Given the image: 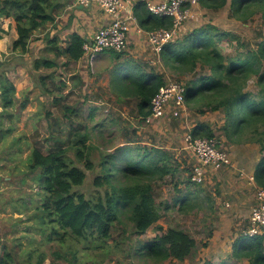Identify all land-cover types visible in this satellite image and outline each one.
<instances>
[{
	"label": "trees",
	"instance_id": "trees-1",
	"mask_svg": "<svg viewBox=\"0 0 264 264\" xmlns=\"http://www.w3.org/2000/svg\"><path fill=\"white\" fill-rule=\"evenodd\" d=\"M227 3L228 0H199L202 8L212 10L223 8ZM58 7V0H0V17L12 18L15 22L17 38L12 43V50L26 52L31 37L54 20ZM134 14L138 25L145 30L171 24L169 18L152 14L142 3L135 5ZM229 14L242 22L259 15L263 36L255 49L245 47L238 35L208 23L163 45L157 58L178 73H191L192 77L185 84L186 104L196 103L201 115L206 111L221 115L217 126L199 120L191 130L193 137L216 139L218 127L227 143L255 142L260 145L262 155L255 166L253 180L257 186H264V88L257 93L247 89L253 77L258 85L263 86L264 83V0H229ZM51 40L55 48L56 39ZM223 40L228 43L235 41L232 53L223 51ZM84 42L79 34L73 33L65 48L60 50L56 47L54 56L62 55L66 64L76 62L84 53ZM111 52L115 58L121 55V52ZM56 64L55 60L39 57L32 62V68L35 71L51 69ZM114 74L112 81L116 100L123 104L133 100L136 117L143 120L150 113L152 97L166 84L164 77L151 68L146 69L141 63H130ZM53 77L54 71H51L44 76L39 75L38 81L42 92L52 95V101L58 103L62 98L56 99V93L49 87V80ZM115 79L119 81L116 83ZM14 98V84L0 72L1 106H11ZM62 112L69 121L66 144L55 145L47 153L33 146L29 155L30 169H39L38 208L49 214L54 233L60 234L62 230L75 240L94 243L111 239L119 227L130 228L137 236L145 234L161 218L155 186L168 175L174 176L176 166L172 155L161 146L144 145L128 139L103 158L101 171L93 179L96 190L86 195L76 187L84 183L85 169L93 168L86 153L90 146V133L86 124L70 121L75 114L85 116V113L79 106L72 105L64 106ZM90 114V111L86 112V116ZM69 148H73L76 160L84 168L70 159L67 154ZM190 195L198 194L188 192L177 197L175 202L182 201L183 208ZM197 204L196 200L194 206ZM156 230L151 239L138 241L135 254L157 262L168 259L183 261L196 247L195 238L184 228L157 226ZM229 257L240 264H264V228L253 237L240 234L232 243ZM0 264H15L13 252L1 242ZM37 264H43V258ZM204 264L217 263L205 261Z\"/></svg>",
	"mask_w": 264,
	"mask_h": 264
},
{
	"label": "rangeland",
	"instance_id": "rangeland-1",
	"mask_svg": "<svg viewBox=\"0 0 264 264\" xmlns=\"http://www.w3.org/2000/svg\"><path fill=\"white\" fill-rule=\"evenodd\" d=\"M191 12L181 35L210 23L220 30L238 35L247 48L255 49L262 39L263 26L259 15H254L247 22L236 19L229 14V0L223 8L214 10L202 8L198 3L191 8ZM221 45L225 53H232L236 47L235 41L228 43L223 40ZM131 48L127 44L119 58L113 57L109 50L98 53L97 56L101 55L102 58L98 63L96 60L92 67H87L88 82L77 93L64 94V89L59 85L63 83L65 86L63 77L60 78L63 72L56 76L54 72L55 77L49 87L56 93V99H62L58 103L44 98L41 101L39 96L46 94L42 91L37 93L39 116L34 114V109L21 110L23 96L6 107L0 116V242L13 252L15 264H37L42 258L43 264H204L205 261L240 264L229 255L232 243L248 227L257 185L251 175L255 162L246 161L242 157L243 153L231 150L230 146L244 145L246 142L227 143L216 127V140L229 154L232 153V163L236 166L234 168L230 164L216 173H208L199 183L192 182L190 176L194 160L185 146V136L201 119L217 126L220 124V115L210 111L201 115L196 103L188 105L185 102V108L178 116L168 112L159 120L149 123L136 117L133 100L129 99L126 104L116 100L112 78L118 69L130 63H141L146 69L151 68L160 73L166 83L181 81L186 84L192 76L191 73H178L163 64L150 50L134 58ZM239 48L243 49L241 46ZM60 63L57 64L63 66ZM65 69L70 71L71 68ZM115 80L116 83L119 81ZM262 88L264 83L263 86L258 85L254 77L248 82L247 89L252 93L263 91ZM83 89L85 93H82ZM36 105L37 102H34L33 106ZM70 105L79 106L85 113V116L75 114L70 121L86 124L90 133V146L86 153L93 168L85 169V181L76 187L86 195L96 190L93 179L101 171L100 162L109 151L124 145L128 139L144 145L161 146L172 155L176 166L174 176L168 175L155 186L161 218L145 234L137 236L130 228L119 227L113 232L112 238L106 241L94 243L84 239L75 240L62 230L60 234L54 233L49 214L38 208L39 169L33 171L29 167L30 150L37 146L47 153L55 145L66 144L69 121L62 110L64 106ZM87 111H90V116H86ZM256 147L255 156L260 159V145ZM67 154L84 168L76 160L73 148H69ZM188 192L198 195H190L188 204L182 208L183 202H175V199ZM196 200L198 204L194 206ZM157 226L187 230L196 240L191 255L183 261L168 259L157 262L135 254L138 241L151 239L157 233Z\"/></svg>",
	"mask_w": 264,
	"mask_h": 264
},
{
	"label": "built area",
	"instance_id": "built-area-1",
	"mask_svg": "<svg viewBox=\"0 0 264 264\" xmlns=\"http://www.w3.org/2000/svg\"><path fill=\"white\" fill-rule=\"evenodd\" d=\"M78 4H96L109 20L98 28L83 44V57L88 67H92L97 54L106 50L122 52L128 44V33L133 22L135 31L144 35L151 46L153 54L158 57L162 46L176 40L191 15V8L198 5L199 0H77ZM142 3L152 14L171 20L169 27L145 30L136 22L135 5ZM185 84L169 82L162 85L152 97L150 113L143 119L149 123L171 112L178 116L185 108ZM187 150L194 160L191 180L201 182L208 173H216L231 164L230 154L219 146L218 141L208 137H193L191 131L185 136ZM248 227L242 232L245 237L260 234L264 228V186H256L254 205L248 216Z\"/></svg>",
	"mask_w": 264,
	"mask_h": 264
},
{
	"label": "crops",
	"instance_id": "crops-1",
	"mask_svg": "<svg viewBox=\"0 0 264 264\" xmlns=\"http://www.w3.org/2000/svg\"><path fill=\"white\" fill-rule=\"evenodd\" d=\"M58 3L59 7L55 9L54 20L48 22L40 31L34 33L28 43L27 51L24 53H20L18 50H12V43L17 38L14 20L5 16L0 17V72L5 74L15 86L14 102L18 101V98L23 96L21 99L22 101H20L22 105L21 110H24V108L28 110L34 109V114L38 116L39 102L36 94L42 91V87L38 81L39 75L44 76L54 71L56 76L62 74L60 72H63L60 78L63 77L62 79L65 81V86L63 83H59V85L64 89V94L68 92H80L83 84L88 82V66L85 63V58L82 56L78 61L66 64V60L62 55L59 57L54 56L56 47H59L60 50L65 48L70 35L73 33L79 34L84 41L90 39L92 34L109 20V16L96 4L81 5L77 3V0H58ZM51 39H56L55 48L52 47L54 42H52ZM128 44L132 46L130 51L132 54H130L134 58L143 55L148 50L152 51L146 37L144 35H139L135 31L133 22L128 33ZM39 57H47L51 60H55L57 63L61 62L60 64H63V66L56 64L54 68H41L35 71L32 68V62ZM100 58H102L101 55L97 57V63ZM65 68L71 69L70 71H66ZM61 69L64 71H61ZM52 81L53 80L50 79L49 84L52 83ZM82 93H85L84 89ZM42 98L46 101H52L53 96L50 94H46L45 96L40 95L39 100L44 101ZM34 102H37L36 106H33ZM5 109L6 108L0 106V116L4 114ZM256 145H258V143L249 142L244 145H231L230 147L231 150L234 149L235 151L243 153L242 157H244L246 161L255 162L256 166L259 162V158L255 156L257 149ZM230 155L231 160H234L232 153H230ZM233 160L232 162H234ZM232 162L231 167L236 166ZM253 172L254 170L251 175H253ZM228 173H230V171H228ZM233 210L235 211L236 208Z\"/></svg>",
	"mask_w": 264,
	"mask_h": 264
}]
</instances>
